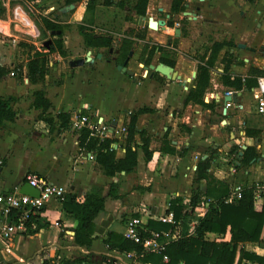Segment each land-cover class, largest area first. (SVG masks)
<instances>
[{
	"label": "crops",
	"instance_id": "1",
	"mask_svg": "<svg viewBox=\"0 0 264 264\" xmlns=\"http://www.w3.org/2000/svg\"><path fill=\"white\" fill-rule=\"evenodd\" d=\"M199 1L216 7L222 18L226 15L234 18L239 7L242 9L239 8L238 14L245 11L246 14L253 13L242 25L246 34L240 35L232 42L233 48L226 51L234 62L230 63L225 76L230 80H254L255 76L250 68L264 70V4L259 9L263 0H195L194 11L183 12L185 19L196 20L195 14L201 12ZM253 27L256 30L250 31ZM259 37L260 46L253 47ZM239 44L246 45L247 49L238 47ZM252 48L255 51L250 50ZM129 52L131 55L128 56L126 67L133 59L134 50ZM103 53L97 52L96 59H99L98 54L103 56ZM253 56H256L257 61L250 63L249 59ZM13 59V55L4 57L0 54V65L11 66ZM158 63L163 62L158 58L157 63L152 65ZM140 66L146 70L144 65ZM177 74L184 79L183 84L167 79L160 73L154 75L156 77L151 74L150 81H154L150 85L151 93H148L149 89L147 91L137 85L134 77L128 82L116 76L117 80L111 78L100 84L98 82L101 80L93 79L90 70L86 68L67 74L58 72L55 79L59 76V83L53 81L45 87L42 84L20 85L12 83V79L4 82L0 80V98L9 99L15 112L14 119L3 121L0 130V192L13 190L15 187L19 190L25 183V175L36 173L50 182L64 186L67 193L75 194L79 202L89 193L105 197L104 208L93 220L94 231L88 246L75 242L76 220L66 214L59 203L51 201L37 213L41 224L37 231L16 235L5 241L0 239V264H103L102 256H110L116 264H153L141 261L144 253L109 249L104 242L107 234L114 232L122 235L125 224L131 217H139L146 224L149 220L159 221L166 213L168 200L172 197L180 196L184 203L187 202L200 159L210 156L208 173L225 181L230 188L235 184L247 185L254 182L259 185L264 182V122L253 125L243 115H236L237 112H242L247 117L264 119V114L257 112L258 86L237 91L223 82L218 83L214 98H203L204 103L211 107L195 104L196 107L191 109L195 112L192 115V102L186 103L187 93L182 91L188 87L186 82L190 83L192 79L188 81V75ZM113 76L115 75L111 77ZM259 77L264 78V75ZM37 89L50 102L51 106L46 112L52 118L49 124L39 116L40 110L31 105L32 92ZM226 92H240V95L237 102H231V106L226 107V112L223 113ZM14 96L16 100L12 99ZM147 105L150 109H145L136 117V128L143 132L142 138L134 136L136 147L132 146L137 151L136 168L129 173L116 172L112 176L97 171L95 153L79 145L80 130L72 128V120L78 115H84L91 122L98 120L107 125L109 134L104 138H114L115 142L111 146L116 158H123L127 144L126 132L113 135L110 134L112 128L126 129L125 125L132 114H126V107L130 110L137 108L139 111ZM201 107L207 109V115ZM59 113L68 116L70 124L66 127L60 125ZM214 117H218V122H225L226 138L222 135L203 136L204 122L213 129L217 122H214ZM113 122L116 123L115 127ZM91 136L97 134L91 131ZM143 140L148 143L147 151L150 155L145 156L140 148ZM232 147H236L234 153H230ZM247 147H253L255 158L247 165L240 166L243 150ZM203 149L208 151L204 152ZM218 152L223 153V157H216ZM235 164L238 168L232 173L230 169ZM235 174L239 177L236 183L232 180ZM204 184L202 181V186ZM256 200L262 203L264 198ZM195 211L202 217L205 206H198ZM3 222L0 216V230ZM207 238L219 241L214 234H208ZM229 238L230 234L227 232L223 240L228 241ZM261 239L264 240V224ZM239 247L257 255L264 253L261 243H245ZM240 264L252 263L243 260Z\"/></svg>",
	"mask_w": 264,
	"mask_h": 264
},
{
	"label": "rangeland",
	"instance_id": "2",
	"mask_svg": "<svg viewBox=\"0 0 264 264\" xmlns=\"http://www.w3.org/2000/svg\"><path fill=\"white\" fill-rule=\"evenodd\" d=\"M86 1L75 2L70 9L65 0H0V54L4 57L8 55L14 57L11 66H4L5 75L1 81L12 79V83L20 85L42 84L45 87L51 85L53 81L59 83V76L55 79L58 72L67 74L86 68L90 70L93 79L101 80L98 82L100 84L103 80L107 81L111 78L117 80L116 76L128 82L134 77L137 85L149 89L147 91L151 93L150 85L154 81H150V75L154 76L157 73L144 70L140 64L144 66L156 64L158 58L159 60L164 58L173 62L171 67L174 71L182 73L183 76L188 75L192 79V82H186L187 89H182L186 93L194 86L198 65L205 66L209 79L205 84L203 98L210 100L214 98L217 84H222V77L226 75L230 63L234 62L226 51L233 48L232 42L240 35L246 34L242 30V25L248 16L253 15L251 12L246 14V11L238 14L239 7L234 18H230L229 15L222 18L218 15L220 13L216 7L199 1L201 12L195 14L196 20H189L187 14V19L184 18L183 12L194 11L195 0H179L180 4L176 7L178 9L183 5L185 7L183 12L173 8L176 0H147L145 14L138 16L132 9L136 0H116L123 1V7L109 3L107 0H93L92 9L86 7ZM263 4L264 0L259 4V9ZM149 17L165 21L166 28L156 31L149 29L147 27ZM42 19L54 23L57 27L60 26V29H54V33L46 30ZM168 19L172 21V26L167 24ZM174 29H179L180 33L176 35ZM249 30L256 29L253 27ZM56 31H60V34H56ZM93 35L102 38L101 46L87 44L85 39H91ZM107 39L111 40V46H106ZM260 40L261 37L257 38L253 47L260 46ZM110 48L119 49L118 64H121L130 50H134L133 59L127 65L128 69L134 72L133 76L117 71L115 65L107 61ZM99 51L104 52V55L96 59L95 55ZM86 56L94 59L92 63L85 64L88 66L71 68L68 66L69 60ZM249 60L253 63L257 58L253 56ZM193 72H195L194 77ZM112 75L115 76L111 77ZM181 80L184 81L182 77ZM37 90L31 95L32 106L35 99L34 92ZM13 98L16 100L15 96ZM192 105L190 113L194 115L195 112L191 109L196 106L195 103ZM144 107V110L150 109L149 105ZM126 109L127 115L137 111V108L130 110L126 107ZM206 110L202 108L205 115H207ZM236 115H243L244 119L249 120L253 125L264 122L261 118L247 117L246 113L237 112ZM213 119L214 122L217 121L213 129L206 125V121L204 122L203 136L222 135L226 138L225 122H218V117ZM219 156L223 157V153L218 152L216 157ZM232 180L234 183L239 180L237 174Z\"/></svg>",
	"mask_w": 264,
	"mask_h": 264
},
{
	"label": "trees",
	"instance_id": "3",
	"mask_svg": "<svg viewBox=\"0 0 264 264\" xmlns=\"http://www.w3.org/2000/svg\"><path fill=\"white\" fill-rule=\"evenodd\" d=\"M81 0H65L67 5L73 4ZM109 3L110 1L107 0ZM252 2L254 0H248ZM94 1L87 0L86 7L93 8ZM180 1L174 2L173 8L178 12H183L185 7L179 5ZM147 0H136L132 6L135 14L143 16L146 11ZM119 6L123 7V1H119ZM46 30L53 32L54 29L59 28L54 23L42 19ZM168 25L172 26V21L168 19ZM102 38L92 36L91 39L85 41L89 46H101ZM101 41V42H100ZM106 46H111V40L107 39ZM217 51V50H215ZM214 51V52H215ZM160 61L172 66L173 62L160 58ZM250 72L254 74V80L242 81L240 78L229 79L228 76L222 77V82L226 86H231L239 91L243 88H250L257 85L258 76L264 75V70L251 68ZM5 75L4 66L0 65V80ZM209 79L207 68L198 65L195 76L194 86L187 92L186 103L192 102L206 107H211L203 101L205 84ZM35 99L33 106L40 110L39 116L46 122L51 123L52 118L46 115L50 108V102L43 96L41 90L34 92ZM143 110V111H142ZM144 112V109L132 113L129 122L126 126V147L123 158H116L115 151L111 144L115 142L114 138H100L99 136H91V131L83 128L78 131L79 145L86 148L88 151L95 153V169L102 172L106 176H112L116 172L129 173L137 166V151L133 150L135 145L134 136L139 135L142 138V131L136 128V117L138 113ZM15 112L12 110L9 99L0 98V129L3 127V121H12ZM60 125L66 127L69 123L68 116L64 113L58 114ZM145 156L150 155L147 151L148 143L143 140V145L140 147ZM236 147L230 149V153H234ZM207 152L208 149H203ZM253 158L255 153L253 147H247L243 150V155L240 161V166L247 165ZM210 166V156L206 159H200L196 165L195 176L192 182L191 196L188 202L184 203L180 196L172 197L168 200V211H173L175 220L179 218H187L193 215L194 210L198 206H205V212L200 217L194 227L191 235H184L177 241L171 242L167 245L164 254L167 255L168 261L163 263L162 255L155 253H144L141 261L144 263L153 264H240L243 260L249 261L252 264H264V253L257 255L253 251H247L239 245L245 243H261L264 249V240L261 239V232L264 224V201L258 203L255 193L257 185L253 182L251 184L243 185L241 197L232 202H225L230 194L229 185L222 180H219L208 173ZM238 168L237 165H234ZM202 181L205 182L202 186ZM260 197L264 198V182L259 183ZM105 197L99 196L95 193L86 194L83 201L76 200V195L69 192L65 194L60 206L62 210L70 217L76 220L74 240L78 244H85L88 246L91 240V235L94 231L93 220L97 213L104 208ZM42 211V210H41ZM17 213V212H16ZM31 224L33 227H31ZM40 217L34 214L28 224L27 233L37 231L40 227ZM149 230L162 231L167 230L170 226L161 221L149 220L146 224ZM229 232L230 238L224 241L225 234ZM208 234H214L219 241L210 240L207 238ZM105 245L111 250L129 251L135 250L141 253V247L130 240H127L123 235L109 232L105 239ZM238 255V257H237ZM107 256H102L103 261ZM46 264V263H43Z\"/></svg>",
	"mask_w": 264,
	"mask_h": 264
},
{
	"label": "built area",
	"instance_id": "4",
	"mask_svg": "<svg viewBox=\"0 0 264 264\" xmlns=\"http://www.w3.org/2000/svg\"><path fill=\"white\" fill-rule=\"evenodd\" d=\"M257 86L259 91V97L257 99V112L258 114H264L263 77H259L257 79ZM231 93L232 92H226L225 95H229ZM231 104V102H228L225 104V107H230ZM71 124L72 128L77 131L87 128L97 134L100 138H104L109 134V128L107 125L98 120L91 122L90 119L84 115L76 116L72 120ZM125 132V127L120 130H116L114 128L110 134L114 135V133H116V135H121ZM235 169L236 168L233 165L230 171L234 173ZM24 180L25 183H28L30 186L38 190V196L21 194L19 193L17 187L13 190L0 192V216L4 221L0 230V239L3 241L9 240L13 236L27 233L29 228L28 224L34 214L43 210V208L51 201H55L60 204L64 199L65 194H67V190L64 186L50 182L45 177L36 173L26 174ZM256 185L258 188L255 193L257 199L260 197L259 193L262 186L258 184ZM242 190V184L233 185L225 202H232L239 199L241 197ZM195 212L196 211L194 210L193 215L190 217L179 218L178 220H175L173 211L164 213L159 221L168 224L170 227L167 230L162 231L149 230L146 227V222H144L141 218L131 217L127 220L122 235L125 239L139 245L142 250L141 253L161 254L162 261L166 263L168 261V257L164 254V251L167 245L171 242L177 241L184 235H191L193 233L195 224L200 218L198 215L199 212L197 214ZM203 214L201 216H203ZM31 227H33L32 224ZM107 257L108 258L105 259L103 264H116L110 256Z\"/></svg>",
	"mask_w": 264,
	"mask_h": 264
},
{
	"label": "water",
	"instance_id": "5",
	"mask_svg": "<svg viewBox=\"0 0 264 264\" xmlns=\"http://www.w3.org/2000/svg\"><path fill=\"white\" fill-rule=\"evenodd\" d=\"M73 6H74L73 4H70L69 8L72 9ZM147 27L153 31H156L158 29H165V21L155 20L153 17H149L147 20ZM179 32H180L179 29L174 30V33L176 35L179 34ZM52 33H54V32H52ZM55 33L59 34L60 31H56ZM238 47L247 49L246 45H243V44H239ZM250 50L255 51V49H253V48ZM130 55H131V52L129 53V56ZM101 56H102L101 54L97 55L98 58H101ZM263 57H264V54H263ZM93 60L94 59H91L88 57L71 59L68 61V66L69 67H81L85 64L92 63ZM116 68H117V70H120L123 73H126L130 76L133 75V72L127 69L126 61L124 62L123 65H117ZM144 68L146 70L150 69V70H153L157 73H160L161 75L165 76L167 79L177 80L181 84L184 83V81L181 80L180 76L177 74L176 71H174V69L171 66L165 65L163 63H158L157 65L150 64L148 66H144ZM192 75L194 77L195 72H193ZM187 80L190 81L191 78H188ZM239 95H240V92L225 95L223 98V101L225 104L228 102L236 103ZM225 112H226V107L223 109V113H225ZM115 125H116V123L113 122V127H115ZM112 129H114V128H112ZM240 154H241V152L239 153L238 159H240ZM19 193L29 195V196H38V194H39L38 190L33 188L32 186H30L28 183H24L21 185V187L19 188Z\"/></svg>",
	"mask_w": 264,
	"mask_h": 264
},
{
	"label": "flooded vegetation",
	"instance_id": "6",
	"mask_svg": "<svg viewBox=\"0 0 264 264\" xmlns=\"http://www.w3.org/2000/svg\"><path fill=\"white\" fill-rule=\"evenodd\" d=\"M110 1V3H112V4H118L119 5V1H116V0H109ZM60 34V33H59ZM113 52V54H111ZM130 53V52H129ZM129 53H128V55L121 61V64H118L117 63V60H118V56H119V49H113V48H110L109 50H108V53H107V57H106V59H107V61L108 62H112L115 66H117V65H123L124 64V62L126 61V63L128 62V60H129Z\"/></svg>",
	"mask_w": 264,
	"mask_h": 264
}]
</instances>
